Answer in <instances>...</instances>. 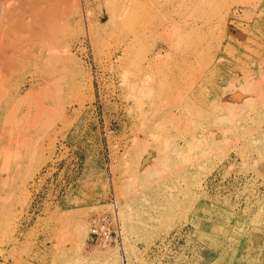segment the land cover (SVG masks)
<instances>
[{
	"label": "rangeland",
	"instance_id": "obj_1",
	"mask_svg": "<svg viewBox=\"0 0 264 264\" xmlns=\"http://www.w3.org/2000/svg\"><path fill=\"white\" fill-rule=\"evenodd\" d=\"M54 1L0 118V264H264V0Z\"/></svg>",
	"mask_w": 264,
	"mask_h": 264
},
{
	"label": "bare ground",
	"instance_id": "obj_2",
	"mask_svg": "<svg viewBox=\"0 0 264 264\" xmlns=\"http://www.w3.org/2000/svg\"><path fill=\"white\" fill-rule=\"evenodd\" d=\"M128 0L126 5L127 15L132 11L133 5ZM60 4L54 0H0V118L11 119L14 113L13 105L16 100L14 76L19 70H26L31 63V45L33 34L42 38L49 32L53 18L60 13ZM125 12V14H126ZM167 30V27L164 28ZM164 30V34H165ZM164 41V40H163ZM164 43V42H163ZM166 44V42L164 43ZM218 53L213 55V61L217 60ZM194 78V77H192ZM23 81V80H22ZM190 81L188 82V84ZM192 83V81H191ZM28 81L22 83V89L26 87ZM22 91V90H21ZM21 91H18L20 93ZM30 92H28L29 94ZM239 96V93L237 94ZM212 101L213 105H219L220 99L217 92ZM204 109V108H202ZM8 120V121H9ZM6 121V120H5ZM7 127L9 126L6 122ZM5 125V126H6ZM3 125L0 129V154L6 155L7 163L10 161L11 146L3 130L7 127ZM9 165V163H8ZM7 173L10 175V171ZM114 197V196H113ZM113 199V198H112ZM114 206V205H113ZM117 222L121 229L119 206L116 211ZM114 214V213H112ZM113 217V216H112ZM92 224V223H91ZM85 229V223L79 222L80 232ZM91 233V227H90ZM91 238V235L89 239ZM109 243L99 244L108 246ZM97 245V244H96Z\"/></svg>",
	"mask_w": 264,
	"mask_h": 264
},
{
	"label": "built area",
	"instance_id": "obj_3",
	"mask_svg": "<svg viewBox=\"0 0 264 264\" xmlns=\"http://www.w3.org/2000/svg\"><path fill=\"white\" fill-rule=\"evenodd\" d=\"M112 204L114 205V214H110V213L101 214L95 216L92 219L91 233H90L91 238L89 239L91 243L110 244L113 239V232L115 231L114 225H116L119 231V226L117 222L118 214L116 213V211L118 210V200L115 196L112 199Z\"/></svg>",
	"mask_w": 264,
	"mask_h": 264
}]
</instances>
